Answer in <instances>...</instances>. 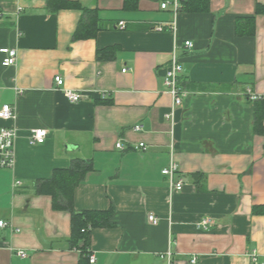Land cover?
<instances>
[{"label": "crops", "instance_id": "0c3cea01", "mask_svg": "<svg viewBox=\"0 0 264 264\" xmlns=\"http://www.w3.org/2000/svg\"><path fill=\"white\" fill-rule=\"evenodd\" d=\"M70 1L97 10L103 27L95 37L74 38L82 15L75 7L52 13L47 0H0V49L18 51L9 67L0 52V109L11 104L15 115L0 118V128L18 132L15 167H0V264H79L70 213L37 193L39 181L76 158L94 169L75 190V208L114 210L113 226L92 229L90 264H165L170 242L177 264H256L252 254L263 264L264 134L254 123L264 97V13H256L264 0L182 9L175 34L155 29L171 19L155 0L131 10L125 0ZM253 15L255 34L238 35V19ZM174 47L186 93L167 118L163 78ZM56 75L85 97L70 101ZM38 128L46 140L31 144ZM172 159L181 190L162 173ZM205 218L213 221L207 228L199 226Z\"/></svg>", "mask_w": 264, "mask_h": 264}, {"label": "trees", "instance_id": "16d2710c", "mask_svg": "<svg viewBox=\"0 0 264 264\" xmlns=\"http://www.w3.org/2000/svg\"><path fill=\"white\" fill-rule=\"evenodd\" d=\"M138 0H125L124 9L137 8ZM75 7L82 11L78 28L75 32V39L93 38L102 30L101 19L96 9L83 7L79 2L70 0H47L46 9L56 13L61 9ZM183 10L192 12H207L210 10V0H185ZM256 13H264V5L258 4ZM246 23L244 29L240 24ZM237 34H255V16L241 17L237 21ZM105 49L100 55L111 52ZM255 112V131L264 134V97L257 101ZM94 169L93 160L73 159L70 167L56 169L53 176L47 180H41L37 184L38 194H47L52 197L55 210L68 211L71 215V237L70 241L74 248L80 252L79 264H90V241L92 229L98 227L113 226L111 221L114 210H78L74 206V194L77 186L83 182L86 175Z\"/></svg>", "mask_w": 264, "mask_h": 264}, {"label": "built area", "instance_id": "2783aa9c", "mask_svg": "<svg viewBox=\"0 0 264 264\" xmlns=\"http://www.w3.org/2000/svg\"><path fill=\"white\" fill-rule=\"evenodd\" d=\"M158 2L159 7L162 10H168L171 12V19L158 24L155 29L158 31H169L176 33L177 31V17L181 10L183 9V4L185 0H155ZM21 10V9H20ZM2 14L0 12V18ZM124 27V22H120ZM184 45L188 48L194 46L193 42L186 40ZM0 52L3 54L2 65L9 67L15 65L18 60V51L13 47H2ZM127 68H124L123 71L126 72ZM184 71V67L180 61L179 53L177 47H174L170 63L166 68V73L164 75L163 81L165 86L168 88V93L172 97V108L171 112L166 114L167 118H173L175 109L182 105L183 97L186 91L180 85V76ZM55 82L58 88H61L65 96L72 102H78L82 100L85 96L82 92H76L69 88L64 87L65 81L64 78L60 75L55 76ZM251 95V99L257 100L262 96L252 94L251 90L248 91ZM14 112L11 104H4L0 109V118L3 120H10L13 118ZM135 130H141L142 126L136 124L134 126ZM18 132L17 129L13 126L3 125L0 128V167L1 168H14L16 165V152H15V141L17 138ZM47 136V130L43 128L34 129L31 131L30 143L31 144H40L44 143ZM117 148L125 149V145L122 140H118L116 143ZM137 147H145V142H140ZM179 170V163L177 160L172 159L167 167L162 170V173L166 175L169 179L170 186L174 187L177 190L184 188V181L182 179H177V174ZM18 183H21L20 181ZM149 220L154 224H157L159 219L154 214L149 215ZM213 223L211 218L202 219L199 223V226L207 228ZM7 223L3 220L0 221V226H5ZM174 242H170L168 249L161 254V257L165 259V264H177L174 260V249L172 247ZM18 255L25 257L27 253L24 250L18 251ZM252 260L256 264H260L257 254L251 255ZM96 258L94 254H90V262L95 263ZM192 262H196V258L192 259ZM264 264V262H263Z\"/></svg>", "mask_w": 264, "mask_h": 264}]
</instances>
